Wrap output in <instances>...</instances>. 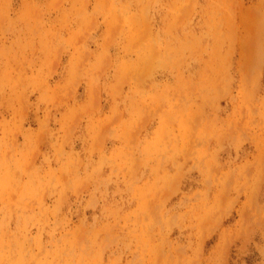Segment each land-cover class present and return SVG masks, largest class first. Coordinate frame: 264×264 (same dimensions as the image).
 I'll list each match as a JSON object with an SVG mask.
<instances>
[{
    "label": "rangeland",
    "instance_id": "obj_1",
    "mask_svg": "<svg viewBox=\"0 0 264 264\" xmlns=\"http://www.w3.org/2000/svg\"><path fill=\"white\" fill-rule=\"evenodd\" d=\"M0 264H264V0H0Z\"/></svg>",
    "mask_w": 264,
    "mask_h": 264
}]
</instances>
